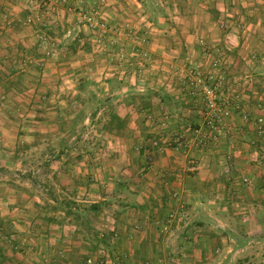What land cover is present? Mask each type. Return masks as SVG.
I'll return each instance as SVG.
<instances>
[{
	"label": "rangeland",
	"instance_id": "obj_1",
	"mask_svg": "<svg viewBox=\"0 0 264 264\" xmlns=\"http://www.w3.org/2000/svg\"><path fill=\"white\" fill-rule=\"evenodd\" d=\"M73 2V5L66 4L64 8L66 12L71 10V14H74L71 23L75 25L78 37L92 36V43L102 41L97 44L98 49L116 46L113 51L117 52H105L108 54L104 55L106 60L98 63L103 74L94 77L98 80H88L90 85H86L87 87H80L84 95L77 102L70 107L66 103L59 104L65 113L73 110L76 112L69 125L64 114L56 123L62 128L71 127L74 130L68 138L72 143L78 144L71 152L74 155L80 151L92 154L95 143L103 144L107 154L114 152L111 148V136L129 126L133 129L129 137L130 144L133 145L132 151L138 160L132 164L134 175L147 173L157 164L162 152L171 153V157L177 161L182 159L188 173H196L203 164L212 162L220 168L216 169L215 180L202 193L194 192L191 196V192L188 191L187 194V190L181 186L177 189L166 186L164 208L167 211L163 213L164 208H161L158 212L160 215H156L153 222L157 240L168 234L180 244L200 239L199 248L207 252L204 255L198 252L193 259H186V249L180 252V249L173 247L172 250H176L174 254H170L166 263L160 262L158 257L153 260L145 248H139L136 256L134 247L121 244L120 238L118 239L120 234L114 235L116 231L109 228L112 220H118L119 217L115 215L118 208L113 207L110 198L138 203L133 196H125L132 191V187L109 180L101 186L104 196L109 198L105 200L109 201V206L105 205L102 213L96 214L90 209L94 205V199L82 203L65 196L67 200L64 202L75 206L71 215L63 218L74 227L67 232L72 251L70 260L60 259L55 264H88L89 258H93L91 264H264V0H205L200 6H197L198 0H139L140 6H134L133 0H119L122 6L116 11V20L107 14V10L112 7L109 0H99L102 6L98 3L85 6L80 0ZM163 2H173L174 6L166 8ZM48 3L49 8L45 9L34 6L30 0H0V19L8 20L9 13H12L8 9L17 8L16 17L19 21L15 20L16 23L25 27L40 25L41 43L38 45L48 52L50 43L46 33L53 28L46 20L52 8L51 0ZM86 13L96 14L97 21L103 26L93 29L85 24L81 19ZM29 15H33L34 19L26 23ZM197 15H211L218 21H204L199 26L187 22L190 16ZM179 16L186 21L178 23L176 18L179 19ZM78 28L81 29L80 32ZM167 30H192L194 38L168 36L165 33ZM198 30H210L214 33L231 31L234 42L230 44L231 47H225L222 39L195 35ZM251 30L252 37H241L242 31ZM150 43H153L152 46L160 45L165 53L158 55L149 48ZM186 45L193 52L189 51L182 58L176 48ZM139 50L147 52L149 58L145 61L139 58ZM195 53L198 56H194ZM107 62L109 64L106 65ZM198 77L210 81L209 86L216 95L215 101L224 102L228 111V115L218 123L220 133L215 134L216 138L209 151L201 147L212 135L205 134L206 99L201 91L202 86L193 82ZM163 79L171 80L170 85L167 86ZM18 93L24 95L21 98L24 100L26 95L22 88ZM177 94L188 98L182 105V102H168L167 105H173L171 109L160 106L161 102L151 101L152 98L167 97L166 95L179 97ZM10 104L12 106L13 102L2 101L0 107ZM17 105L23 106V109L19 108L23 115L19 119H23L21 122L27 131L31 129V125L35 126L39 122H43L41 127L51 124L47 122V117L51 116H46L45 113L55 110L56 106L53 101L43 99L32 104L33 109L25 101L18 102ZM38 112L40 114H36ZM49 121L53 123L55 118ZM17 122V116L15 118L8 115L6 110L1 112L0 191H5L7 186H15L22 196L16 203L12 202V198H5L12 208L17 203L23 204L22 200H27L35 191L39 196L37 198L46 202L51 197V189L59 188V184L51 180L55 168L50 167L49 160L54 154L49 144L55 141L60 151L65 143L64 138H53L40 131L34 137L31 135L29 140H19L15 137L19 131ZM175 126L181 128L177 130ZM8 129H11V133ZM1 130L8 132L2 135ZM195 130L199 131L198 135ZM124 140L127 141V137ZM153 141L158 142L159 147L155 150L149 167L146 153ZM177 143L181 144L179 149L175 148ZM191 160L198 165L194 172L189 171ZM86 169H90L91 173L95 170L91 167ZM75 177L79 178V173L71 177L73 182ZM244 179L249 182H244ZM74 183L80 185L79 181ZM117 183L122 187H118ZM141 203L138 205H144L143 199ZM81 205L86 206L82 208ZM37 211L39 212H35ZM55 212L47 208L46 214H41L43 216L40 219L44 222L50 217L55 221L62 219L63 213L55 214L60 218L57 219ZM141 212L137 223L140 221L146 227L151 221V215L149 210ZM171 212L175 213V219L169 230L164 232L161 225ZM20 216L21 219L13 218L12 214L0 211V264H35L31 259L35 252L32 239L37 234L34 236L24 231L28 230L27 225H31L28 220H32L33 215ZM171 229L173 234L170 233ZM38 264L52 263L44 261Z\"/></svg>",
	"mask_w": 264,
	"mask_h": 264
},
{
	"label": "crops",
	"instance_id": "obj_2",
	"mask_svg": "<svg viewBox=\"0 0 264 264\" xmlns=\"http://www.w3.org/2000/svg\"><path fill=\"white\" fill-rule=\"evenodd\" d=\"M82 1L85 6H89L90 3H98L99 6H102V3H100L99 0H80V2ZM133 1L135 2L133 4L134 6H140L139 0ZM109 2L112 7L107 10V14L111 15L112 18H115L116 20V16H118L116 11L121 9L122 2H119V0H109ZM203 2H205V0H198L197 6H200V3ZM73 3V0H51V13L46 19L53 27L46 33V37L50 43L47 47L48 52L44 51V49L41 48V45H38L41 43V37H39L41 36L39 29L40 25L25 27L16 23L15 20L19 21L18 17H16L17 8L8 9L9 11L12 10V13H9L8 20L0 19V102H13L12 106L11 104L6 107L1 105L0 114L2 111L4 112L6 110L8 115H13L15 118L17 116L18 122L16 126L19 127V131L17 132V135L15 134V137H18L19 140H29L32 136H35L34 134H38L39 131L46 132L45 134H49L50 137L64 138L65 140L60 151L55 141L49 144L50 150L54 154L52 159L49 160V163L50 167L55 168L51 180H53L54 183L59 184V188L51 189V197L45 202L44 199L37 198L39 196L37 195V191H35L36 193L29 196L27 200H22L23 204L17 203V205L12 208L9 207V202L5 198H12V202L16 203V201L18 202L19 198H22V196L15 186H7L5 191H0V211L8 213L9 215L12 214L13 218L20 219L22 218L20 215H33L32 220L25 219L30 221L31 225H27L28 230L24 231L25 233L34 236L37 234V237L32 239V243L36 248L34 247L35 252L31 255V259L35 264L44 261H49L52 264H55L59 262L60 259L68 261L71 257L72 245L67 232L74 229V227L65 222L63 218L69 217L75 206L73 207L72 203H65L64 200H67L68 198L74 202L79 201L87 203L88 199H94L95 201H92V204L94 205H92L90 209L96 214L102 213V211H105V205L107 206L108 204L109 206V201H105L109 198L104 196L103 190H101L103 182L116 180L121 182L122 185L126 184L128 187H132V191L127 192L125 195L126 198L129 195L133 196L138 204H142V199L144 202V205H138L128 199H118L116 201V199L113 200V198H110L112 199L110 201L113 202V207L118 208V212L115 215L117 217L119 215V217L118 220H112L113 223L109 228L116 231L114 235H117V233L118 235L120 234L118 239L120 238L121 244L134 247L136 256L139 248H145L147 254H149L153 260L158 257V259H161L160 262L164 263L170 258V254H174L176 249H180V252H182L183 249H186L184 250L186 259H193L198 252H200V255H204L207 252L199 248L201 243L200 239H193L190 242L185 241L183 244H180L179 241L176 243V241L169 237L168 234L157 240L155 238L156 235H154L156 227H154L153 222L155 221L154 218L156 215H160L158 214L160 209L166 207V186L170 189L171 187L177 189L181 186L183 189L187 190V194L188 191L191 192V196L194 192L202 193L204 190L208 189L210 186L209 183L215 180L216 169L220 168L216 163L212 162V164L208 165L203 164L196 173H188L186 172V166L182 159L177 161L171 157V153L162 152L161 155H159V161L154 167H152L147 173L143 175L139 174V176H137L134 175L132 169L134 167L132 164L138 161L136 159V154L132 151L133 145L130 144L129 137H131V134L133 133L132 127L128 126L127 128H124V130L117 131L111 136V148H113L114 152L107 154L104 152V148L102 147L103 144L95 143L94 152H92V154L82 153V151H80L74 155L71 150L78 143H72L68 138L72 135L74 130L71 127L62 128L56 125V123L59 122L58 119L61 118V115L64 114V118L68 120V125L76 115L74 110L69 113L63 112L61 107H59V104L66 103L67 106L70 107L72 103L77 102L82 95H84L80 90V87H87L86 85H90V81L88 80H98L94 77L103 74L104 71L101 67H98V63H102L103 60H106L104 59V55H106L105 52H107V50H110L112 54L117 52L113 51L116 46H107L106 49L104 47L98 49L99 46L97 44H101L102 41H93V44L92 36L84 37L79 35L78 37L76 27L71 23V17H74V14H71V10L66 12V8H64V5H73ZM163 3L166 5V8H172L174 6L173 2ZM135 10L136 8H134V11ZM11 15H14V17L12 18ZM191 17L192 16L189 17L187 22H193L198 26L204 21L207 23L218 21V19L215 20L211 15H197ZM176 19L178 23L186 21L181 16H179V19ZM168 20H171V18ZM165 22H167V20ZM78 30L80 32L81 29L78 28ZM84 30L86 31V29ZM45 32L46 31H43V33ZM250 32H252V30L242 31L241 35L243 36L241 37H252ZM165 33L168 36L172 35L181 39L194 38V31L192 30L191 32L188 30H179L178 32L167 30ZM158 34L161 35V33ZM162 35L164 36V33H162ZM195 35L208 39H222L225 47H227V45L231 47L230 44H233L234 42L231 31L214 33L210 30H198L195 32ZM154 36L155 35H153V37ZM95 40H97V38H95ZM152 45L153 43H150L149 48L155 51L158 55L165 53L162 51L160 45ZM181 47H184V49ZM241 48H243V44ZM176 50L182 58H184L185 54L189 53V51L193 52V49H189L187 45L180 46V48H176ZM118 51H120V49ZM194 56H198L197 53H195ZM161 59L164 58L161 57ZM107 64H109V62H107L106 65ZM163 82L168 86L170 85L171 80L163 79ZM24 87H26L27 90L24 89ZM21 88L26 95L24 100L21 99L24 95L18 93ZM166 96L167 97L161 96L157 99H155V97L152 98L151 101L161 102L160 106L171 109V106L173 105H167L168 102H182V105L188 98L181 94L179 97L176 96L175 98L169 95ZM51 98L52 100L50 101ZM40 99L47 100L48 102L53 101L56 104L55 110L53 109V111L45 113L46 116H51L47 117L49 118L47 122L51 124L41 127L42 125L40 124L43 122L41 123L38 121L39 123H37V125H31V129H28L27 127L26 129H28V131L24 130L25 125L21 122L23 119H19V117H21L20 115H22L20 114L19 108L23 109V106L17 105L18 102H28L27 106L30 105V108L33 109L32 104L40 101ZM36 114L40 113L38 112ZM53 118H55V121L52 123L49 120H52ZM38 119L41 121V118ZM181 124L183 123H180V125ZM175 128L179 130L181 126H175ZM1 131L3 135L7 134L9 129L8 131ZM9 132L11 133V129ZM123 135L124 137H127V141L124 140ZM17 165L18 164H16V166ZM105 166H107V169H104ZM37 167L40 166L37 165ZM86 167H91L92 169L95 168V170L91 173V171H89L90 169H86ZM181 170H184L185 172ZM161 171L163 173H161ZM77 173H79V178L75 177L74 180L80 182L79 186V183L75 184V181L73 182L71 180V177L76 176ZM89 178H91V180H89ZM117 184L119 185L118 187H122L119 183ZM68 185H70V187H68ZM112 185L115 186V184ZM39 186L40 184H38V187ZM40 196H42V192H40ZM65 196H67V198ZM163 199L164 201L162 203L161 201ZM82 206L86 205H81V207ZM47 208L51 211H56L54 215H61L63 213L64 216L62 219L55 215V218L62 221H55L56 219L53 217H50V219L45 222L41 220L40 216H43L41 215L43 213L46 214ZM78 208H80V206ZM144 209L147 211L149 210L151 215V221L146 227L141 225L140 221L137 223L138 214L142 213L141 211H144ZM36 210H39V212H35ZM164 211L166 212L167 208H164L163 213ZM48 216L51 215L48 214ZM190 229L191 228H189V230ZM34 231L36 233L33 234ZM170 231V233L173 234V230L171 229ZM57 235L59 236L56 237ZM16 236L18 237V234ZM61 236H64L65 238H62ZM181 246H183V248H181ZM173 247H176L174 251L172 250ZM135 248L137 251H135ZM158 251L159 254L157 253Z\"/></svg>",
	"mask_w": 264,
	"mask_h": 264
},
{
	"label": "built area",
	"instance_id": "obj_3",
	"mask_svg": "<svg viewBox=\"0 0 264 264\" xmlns=\"http://www.w3.org/2000/svg\"><path fill=\"white\" fill-rule=\"evenodd\" d=\"M30 1L31 3L32 2L34 3L33 4L34 6L37 5L38 7L45 8V9L49 8L48 0H30ZM0 14H1V9H0ZM33 19H34L33 15H29L26 19V23H30L31 21H33ZM81 20L85 24H87L89 27H92L93 29L103 26L102 24H99V22L97 21L98 19H97L96 14L86 13L83 15ZM138 52H139L138 54L139 58H141L143 61L149 58L148 53L145 52L144 50H139ZM193 82L195 85L202 86L201 91H203L205 95V99H206L205 101L206 102V113L205 114L207 115V117L205 118V124L207 128L205 129V134L206 135L210 134L212 136L209 137L206 141H204L201 147L203 149L206 148L205 150L208 149L207 151H209L210 145L213 144V140L216 138L215 134L220 133V128L218 127L219 125L218 123H220L223 120L224 116L228 115V111L226 110V106L224 102L215 101L216 95L214 93V90L209 86L210 85L209 80L207 81V79L198 77V78H195ZM195 133L196 135H198L199 131L195 130ZM180 146L181 144L177 143L175 148L179 149ZM158 147H159L158 142L156 141H153L148 146L146 157L148 161L147 164L149 167H151V164L153 162L154 152ZM189 163H190L189 171L194 172L198 169V165L196 161L191 160ZM244 182H249V181L247 179H244ZM174 219H175V213L171 212L165 219L164 223L161 225V230L164 232L169 230ZM92 261H93V258H89L87 260L88 264H91Z\"/></svg>",
	"mask_w": 264,
	"mask_h": 264
}]
</instances>
